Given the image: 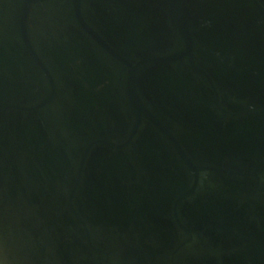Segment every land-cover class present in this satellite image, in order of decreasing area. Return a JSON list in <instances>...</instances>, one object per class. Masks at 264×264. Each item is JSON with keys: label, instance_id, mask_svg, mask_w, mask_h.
Here are the masks:
<instances>
[{"label": "water", "instance_id": "water-1", "mask_svg": "<svg viewBox=\"0 0 264 264\" xmlns=\"http://www.w3.org/2000/svg\"><path fill=\"white\" fill-rule=\"evenodd\" d=\"M0 264H264V0H0Z\"/></svg>", "mask_w": 264, "mask_h": 264}]
</instances>
